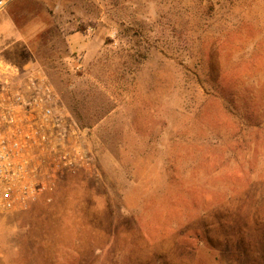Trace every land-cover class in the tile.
<instances>
[{"label":"rangeland","instance_id":"rangeland-1","mask_svg":"<svg viewBox=\"0 0 264 264\" xmlns=\"http://www.w3.org/2000/svg\"><path fill=\"white\" fill-rule=\"evenodd\" d=\"M0 61L46 73L97 153L0 212V264H264V0H12Z\"/></svg>","mask_w":264,"mask_h":264},{"label":"built area","instance_id":"built-area-1","mask_svg":"<svg viewBox=\"0 0 264 264\" xmlns=\"http://www.w3.org/2000/svg\"><path fill=\"white\" fill-rule=\"evenodd\" d=\"M12 0H0V13ZM89 129L42 70L0 61V212L26 211L67 175L95 168Z\"/></svg>","mask_w":264,"mask_h":264},{"label":"crops","instance_id":"crops-1","mask_svg":"<svg viewBox=\"0 0 264 264\" xmlns=\"http://www.w3.org/2000/svg\"><path fill=\"white\" fill-rule=\"evenodd\" d=\"M53 214L54 215H52V217H51V226H52V229H53V231L55 232L56 235H61L62 236V233H67L69 231H74V230H71L70 227L66 228V231H65V229H63V227H62L61 218H64V216H66V214H63L62 211H60V210H58L56 208H55V210L53 209ZM59 224H60V227H59ZM71 234L73 236L75 235L73 233H71Z\"/></svg>","mask_w":264,"mask_h":264}]
</instances>
